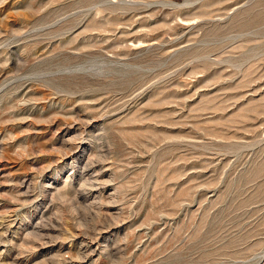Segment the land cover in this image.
I'll list each match as a JSON object with an SVG mask.
<instances>
[{"label": "rangeland", "instance_id": "1", "mask_svg": "<svg viewBox=\"0 0 264 264\" xmlns=\"http://www.w3.org/2000/svg\"><path fill=\"white\" fill-rule=\"evenodd\" d=\"M0 264H264V0H0Z\"/></svg>", "mask_w": 264, "mask_h": 264}]
</instances>
